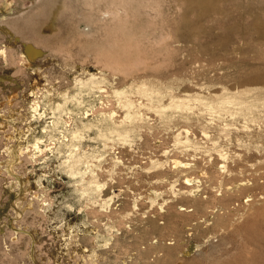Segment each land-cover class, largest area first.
Returning a JSON list of instances; mask_svg holds the SVG:
<instances>
[{"label": "rangeland", "instance_id": "1", "mask_svg": "<svg viewBox=\"0 0 264 264\" xmlns=\"http://www.w3.org/2000/svg\"><path fill=\"white\" fill-rule=\"evenodd\" d=\"M263 97L264 0H0V264H264V190L198 226L172 162L222 179Z\"/></svg>", "mask_w": 264, "mask_h": 264}, {"label": "bare ground", "instance_id": "2", "mask_svg": "<svg viewBox=\"0 0 264 264\" xmlns=\"http://www.w3.org/2000/svg\"><path fill=\"white\" fill-rule=\"evenodd\" d=\"M85 1H87V0H85ZM143 1H145V0H143ZM146 1L149 2V0H146ZM117 8H119V7H117ZM100 11H101L100 16H101V18H104V19L105 18L112 19V18L119 16L117 10L116 9L113 10L111 7L101 9ZM149 11H151V10H149ZM155 12H157V11H155ZM91 13H94V12H91ZM86 15H88L89 17L93 16L92 14H89V13H87ZM112 21H114V20H112ZM100 22H102V21H100ZM100 22H99V24H100ZM111 32H112V30H111ZM181 105L182 104L180 101L178 106H181ZM58 106H60V104H58ZM34 112H35L34 113L35 115L38 114L39 117H42V113L39 111L38 106L34 107ZM130 114L131 113L129 112L126 116H130ZM53 122H55V121H53ZM224 129H226L228 131V133H230V134H232L234 132H238L237 134L242 133L243 135H247L250 138V143H249V145L246 146V152H244L242 154L237 153V154H235V156H233L234 158L232 161L235 162L234 164L229 163L231 159L229 161L224 160L226 162L221 167L223 168L222 171L224 173L226 172V175H223L222 179H220L219 181L214 180V179L217 175H220V174H215L212 171H209L208 169H204L203 167L199 169V174H197L196 176L195 175L192 176L191 174H189L188 172L190 170L195 169L198 171V168H197L195 163H191L190 161H184V160L179 159V158H175L172 161L174 163L173 165L175 167L176 172H181V173L185 172L184 174L179 176V177L184 178V181L186 184L183 189H180V193L183 194L185 197H187L189 199V201L192 203L193 208H190L188 211L193 210L194 213L196 211V214L194 215L195 217H193L194 218L193 220L194 221L196 220L195 224H197L198 226H200L202 224L203 225L206 224L209 226L214 225L215 227L219 226L222 228V230H223V228L226 229L227 227H231V226L234 227L236 225V223L240 222L249 213V212H242L241 213L240 210H242V208L240 207V205H241L240 203L245 202V201L248 202V201L254 200L259 195L258 191L264 190V125H260V127H254V128L247 126L246 128L244 127L243 129H238V128L226 126ZM116 131L118 134H120V135L122 134L121 131H119V130H116ZM77 132H79V131H77ZM206 134H207V132H206ZM228 137H229V135H228ZM40 142L41 141L39 140V141H37L36 145L33 144V145H35L34 149L38 148L39 150H42L40 148ZM186 142H190V139L189 140L187 139ZM213 146L215 149H217L219 151V156L221 157V159H222V157H223V159L227 158V157H225V156H227L225 154L229 153V152H227V151L225 152L223 148H220V144L218 142L215 141L213 143ZM22 152H23V150H22ZM74 159L75 158L72 155L68 159L69 166L71 165V169L73 171H75ZM221 174H222V172H221ZM208 181H211L210 184H214L213 181L214 182L217 181V183H215L217 185L212 186L215 193H212V195H210V198L203 196L204 195L202 193L203 188H200L203 184H206L203 182H208ZM209 187L210 186H208V188ZM205 192H206V190H205ZM262 193H264V192L262 191ZM248 195L252 198H249L245 201L243 200L241 202V199L246 198ZM183 209H186V208H183ZM206 212L207 213L211 212L214 214L212 222L210 221L212 219L207 215ZM261 212H262V210H261ZM251 214L253 216L254 214H256V211L252 210ZM150 225H152L154 228L158 227V224L156 223V221H154V223L152 222ZM197 230H199V228ZM116 244H119V243H116Z\"/></svg>", "mask_w": 264, "mask_h": 264}]
</instances>
